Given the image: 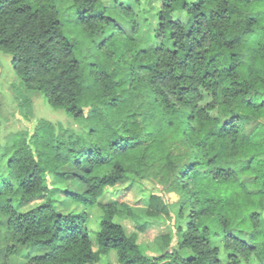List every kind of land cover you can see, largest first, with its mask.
I'll list each match as a JSON object with an SVG mask.
<instances>
[{"label": "trees", "instance_id": "obj_1", "mask_svg": "<svg viewBox=\"0 0 264 264\" xmlns=\"http://www.w3.org/2000/svg\"><path fill=\"white\" fill-rule=\"evenodd\" d=\"M140 1L0 0V50L23 84L89 122L73 137L41 121L0 146V246L25 264H264V0H147L143 18ZM156 168L179 202L143 188V205L108 199ZM173 212L178 246L168 233L149 254L140 235Z\"/></svg>", "mask_w": 264, "mask_h": 264}, {"label": "rangeland", "instance_id": "obj_2", "mask_svg": "<svg viewBox=\"0 0 264 264\" xmlns=\"http://www.w3.org/2000/svg\"><path fill=\"white\" fill-rule=\"evenodd\" d=\"M123 1L124 3L127 2V0H121V2ZM146 1L147 0H141V3L135 6V11L141 15V18L149 17L151 13H149L150 9ZM64 21L65 31L81 42L82 53L80 55L82 57L85 55V63H95L96 41L87 37L74 16H65ZM153 21L155 22L154 17H152L151 22L154 23ZM156 24L157 22L155 25ZM136 49L137 44L133 43L131 52L127 53V56L124 58L126 63L129 64L131 62L132 54ZM94 72L97 77V67H94ZM89 111V108H86L87 114ZM41 121H49L57 129L59 126H62L65 129V133L73 137L87 134L89 131L87 117L82 119L71 118L64 110L52 108L47 103L42 93L28 90L13 68L11 55L0 50V146L3 148L11 147L14 137L18 134L21 136L23 135L24 138L29 141ZM58 133L60 132L58 131ZM182 150L186 152L185 148H182ZM178 162L177 167L183 163L182 161ZM160 172L159 168H156L154 171L147 170L145 173V180L143 181V187L135 186L127 189L126 186L122 185L112 191L113 194L110 195L108 199L119 200L121 202L126 201L130 205H135L141 203L140 196L141 193H143L142 190L145 189L149 193L159 195L166 204L172 205L179 202L181 194L173 186V182L171 181L172 176L170 175V178L166 181L161 176L162 174ZM70 206L77 213L81 212L84 208V205L78 203H73ZM137 215L145 217L142 211H138ZM92 222L90 226L91 229L93 228L94 230L91 232V236L95 237L94 232L98 229L97 222L94 219ZM123 223L128 233H132L135 230L134 224L131 221ZM178 225H180L179 218L177 214L173 212L172 218L164 219V222H162L160 226L155 225L145 234H141L139 238L140 244L149 254H159L164 248L161 235L171 233L173 239L170 249L176 248L180 240L178 234L175 233ZM7 245L8 243L5 242L0 246V264H25L26 260L21 256L7 253ZM215 246L220 247L221 253H224L225 240L223 238H217L215 240ZM94 249L97 250L96 245H94ZM30 254L34 255L35 251H30ZM107 258L112 264H120L116 252H111ZM222 258L225 261L226 256L222 255ZM105 260L106 259H103V261Z\"/></svg>", "mask_w": 264, "mask_h": 264}]
</instances>
